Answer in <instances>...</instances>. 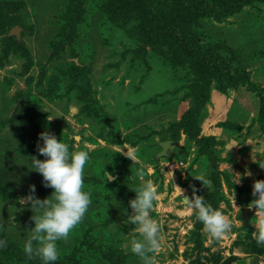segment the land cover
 Here are the masks:
<instances>
[{"label": "rangeland", "instance_id": "rangeland-1", "mask_svg": "<svg viewBox=\"0 0 264 264\" xmlns=\"http://www.w3.org/2000/svg\"><path fill=\"white\" fill-rule=\"evenodd\" d=\"M174 1L155 0L153 39L138 0H0V238L8 247L24 251L33 236L37 211L22 200L30 185L41 200L53 192L30 168L32 156L45 159L37 144L48 130L90 155L82 187L91 202L57 241L53 264H264L253 235L264 211L250 205L264 179V0ZM166 140L177 142L170 157L159 156ZM148 180L161 248L140 258L131 242L147 241L130 201ZM185 197L222 211L226 234L213 237ZM0 264L31 263L0 247Z\"/></svg>", "mask_w": 264, "mask_h": 264}, {"label": "clouds", "instance_id": "clouds-1", "mask_svg": "<svg viewBox=\"0 0 264 264\" xmlns=\"http://www.w3.org/2000/svg\"><path fill=\"white\" fill-rule=\"evenodd\" d=\"M39 137L43 145L37 144V151L45 159L40 160L31 157L30 168L42 174L45 187L53 188L49 198L41 200L35 197V185H30L29 194L22 198L30 202L37 214L32 217L35 226L33 236L24 243V252L33 254V241H39L36 253L44 264H53L58 258L57 241L66 238L70 230L80 222L91 200L90 193L83 190V169L90 159L89 152L79 150L70 152L69 145L58 140L56 135L48 130L41 131ZM264 168V164L260 163ZM143 175L142 172L138 173ZM204 185L210 181L197 177ZM177 187V186H176ZM253 195L257 198L250 202L257 212L264 211V179L254 182ZM136 197L130 201L135 211L132 221L138 225L137 231L143 235L147 243L139 239L131 242V251L140 258H145L147 252H155L161 248L160 229L156 219L150 216V210L154 207V200L158 193L155 184L148 180L136 189ZM185 207L191 211L197 209L195 215L202 222L204 228L213 237H222L230 228V221L219 209L196 197L186 201ZM258 242L264 243V218L258 222L257 230L253 232ZM0 240V244H3ZM153 257L146 258L145 264H152Z\"/></svg>", "mask_w": 264, "mask_h": 264}, {"label": "trees", "instance_id": "trees-1", "mask_svg": "<svg viewBox=\"0 0 264 264\" xmlns=\"http://www.w3.org/2000/svg\"><path fill=\"white\" fill-rule=\"evenodd\" d=\"M139 1V5L141 8V12L143 14H145L146 16H150L151 17V21H149L146 25V30H147V37L148 38H157L158 35L160 34V31H158L157 29H155V25H156V17L157 14H155V5L156 2L155 0H138ZM167 0H162V3L165 2ZM174 1V0H173ZM178 0H175L174 2H177ZM185 1V0H184ZM189 0H186V2ZM169 2V1H168ZM179 2V1H178ZM204 10H208L209 11V6L204 4V7H202ZM198 56L203 58V55H201L200 53H198ZM205 61V59H204ZM0 240H3L0 238ZM3 242H5L3 240ZM0 247L6 250V254L10 255V256H14L19 258L20 260L23 261H29L31 264H42L41 262H39L37 259H35L34 255L32 254L31 256H28L24 251H20L17 250L15 248H13L12 246L8 247L5 243L0 244Z\"/></svg>", "mask_w": 264, "mask_h": 264}, {"label": "water", "instance_id": "water-1", "mask_svg": "<svg viewBox=\"0 0 264 264\" xmlns=\"http://www.w3.org/2000/svg\"><path fill=\"white\" fill-rule=\"evenodd\" d=\"M18 27L12 29V33L18 35ZM162 150L159 152V156H172L174 154V149L177 146V142L174 140H166L162 144ZM190 197H185V201H189Z\"/></svg>", "mask_w": 264, "mask_h": 264}]
</instances>
